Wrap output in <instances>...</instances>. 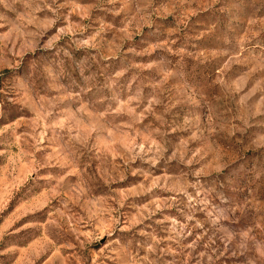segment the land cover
<instances>
[{
	"label": "rangeland",
	"instance_id": "374dc122",
	"mask_svg": "<svg viewBox=\"0 0 264 264\" xmlns=\"http://www.w3.org/2000/svg\"><path fill=\"white\" fill-rule=\"evenodd\" d=\"M0 264H264V0H0Z\"/></svg>",
	"mask_w": 264,
	"mask_h": 264
}]
</instances>
